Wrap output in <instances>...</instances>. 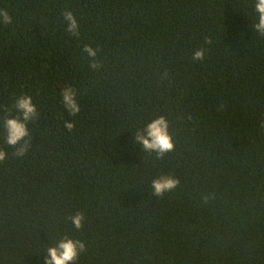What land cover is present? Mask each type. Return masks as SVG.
<instances>
[{
  "label": "trees",
  "instance_id": "trees-1",
  "mask_svg": "<svg viewBox=\"0 0 264 264\" xmlns=\"http://www.w3.org/2000/svg\"><path fill=\"white\" fill-rule=\"evenodd\" d=\"M252 4L0 0L12 18L0 23V264H43L66 233L86 245L75 264H264V37ZM68 85L75 117L60 102ZM20 95L38 115L17 157L2 120ZM158 115L174 138L161 160L133 137ZM162 173L180 183L156 197ZM77 211L79 230L67 219Z\"/></svg>",
  "mask_w": 264,
  "mask_h": 264
},
{
  "label": "clouds",
  "instance_id": "clouds-1",
  "mask_svg": "<svg viewBox=\"0 0 264 264\" xmlns=\"http://www.w3.org/2000/svg\"><path fill=\"white\" fill-rule=\"evenodd\" d=\"M254 21L252 29L260 37H264V0H253L252 4ZM65 30L73 36H79V24L72 11L65 10L62 13ZM12 18L5 9H0V23L11 24ZM211 38L205 37V43L210 44ZM207 49L197 48L192 56L194 61H202L205 58ZM83 52L87 53L89 67L96 70L101 67L97 59V50L89 45H84ZM61 104L70 116L75 117L80 113L81 108L77 99V90L71 86H65L60 91ZM14 114L11 110L6 109L2 120L4 129V143L12 147L14 155L17 157L24 156L31 146V135L29 124L36 121L37 108L32 102L30 95L16 96L13 104ZM264 127V123L261 125ZM75 127L73 121H64V128L71 133ZM170 121L163 115L155 116L143 126L135 130L134 143L139 145L142 150L151 156L155 155L156 160H161L164 156L174 150V138L170 132ZM6 159V151L0 147V163ZM180 181L171 174H159L151 181L152 194L160 197L167 192L173 191ZM207 203L208 197H202ZM67 219L72 226L79 230L83 226L85 216L82 212L77 211ZM86 251L85 243L67 233L54 243L50 244L45 253L43 264H75L81 253Z\"/></svg>",
  "mask_w": 264,
  "mask_h": 264
}]
</instances>
